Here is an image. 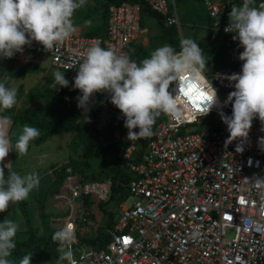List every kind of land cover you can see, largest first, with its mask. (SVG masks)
Returning a JSON list of instances; mask_svg holds the SVG:
<instances>
[{"label": "built area", "instance_id": "2783aa9c", "mask_svg": "<svg viewBox=\"0 0 264 264\" xmlns=\"http://www.w3.org/2000/svg\"><path fill=\"white\" fill-rule=\"evenodd\" d=\"M143 3L161 16L164 25L180 27L174 0ZM202 3L210 27L216 35H223L225 56L234 62L205 71L217 89L219 102L202 117L197 97L187 94L185 102L186 96L177 94L176 115L157 117L155 135L145 144L140 139L128 140L122 123L110 142L118 146L122 165L132 175L125 188L134 201L124 204L112 227L106 229L109 240L102 248L84 246L78 229L91 219L86 198L92 197L97 204L108 202L114 179L91 180L72 166L66 168L59 190L47 204V213L59 216L61 228L69 222L75 225L72 247L79 264H264V190L246 180L254 175L264 177V150L259 145L264 126L258 118L253 120L243 152L235 151L240 140L225 146L229 133L219 112L231 115V104L220 105L234 91V82L223 77L240 73L243 48L233 40L235 33L224 31L229 23L221 18L225 4L216 0ZM260 5L264 0L254 1L253 6ZM140 18L139 3L111 5L104 36H86L76 28L70 39L51 52L33 42L15 54L16 60L26 64L34 56H48L54 69L75 77L77 69H70L71 64L82 59L94 43L127 54L128 46L146 31ZM170 89L175 95L178 84L173 82ZM115 111L124 122L119 109Z\"/></svg>", "mask_w": 264, "mask_h": 264}, {"label": "clouds", "instance_id": "9594fccd", "mask_svg": "<svg viewBox=\"0 0 264 264\" xmlns=\"http://www.w3.org/2000/svg\"><path fill=\"white\" fill-rule=\"evenodd\" d=\"M87 5V0H0V59H11L22 53L25 46L37 42L46 51H52L70 39L76 31L73 17L78 9ZM254 0H243L241 6L233 5L229 12L226 33H235L233 40L239 41L243 51L240 73L223 77L234 82V91L220 105L232 106L231 115L219 112L222 122L227 126L229 136L225 146L235 140V151H244L253 120L259 119L264 126V5L253 6ZM202 47L192 38L180 41V51L164 45L155 49L148 58L139 63L128 54H118L111 48L92 44L82 59L74 60L70 69L76 68L73 89L81 95L76 99L77 107L85 113L96 93H107L110 103L119 109L124 117V127L128 130L127 139L151 138L155 135L153 127L161 114L176 115L177 94L197 97L198 114L208 115L219 102L217 89L205 76L208 61ZM51 88L58 91L68 87L69 81L64 72L53 73ZM11 76L0 77V213L7 212L12 205L27 201L30 193L38 189L40 176L32 171L21 175L8 168L5 173L6 157L14 147L17 157L28 154L29 145L41 132L37 127L22 126L14 145L9 138L8 129L12 124L11 115H3L18 103V89L8 87ZM178 84L173 94L170 85ZM59 86V87H57ZM86 122L90 118L85 115ZM138 129V131H135ZM264 131V127L261 129ZM264 150V137L259 139ZM46 155L42 156L43 164ZM254 187L264 190V177L254 175L246 179ZM19 225L12 219L0 222V264H17L10 259L16 249L15 237ZM57 244V264H79L75 258L73 243L76 241L75 225L65 224L51 237ZM33 254L28 252L19 259L18 264H31Z\"/></svg>", "mask_w": 264, "mask_h": 264}, {"label": "rangeland", "instance_id": "374dc122", "mask_svg": "<svg viewBox=\"0 0 264 264\" xmlns=\"http://www.w3.org/2000/svg\"><path fill=\"white\" fill-rule=\"evenodd\" d=\"M101 1L103 0H87V5L76 11L73 17V22L77 30L87 31L100 23L97 11L102 10L99 6V4L102 3ZM216 1L222 2L227 6L225 13L228 19L231 7L233 5L241 6L243 3V0ZM174 3L179 17L180 27L175 26L171 29V32L173 33V39L178 42L179 46L180 41L185 38H192L195 41L199 40L203 43H207L211 42L216 37V31L210 27L207 10L202 3V0H174ZM86 12L88 15L83 18L82 13L84 14ZM140 26L146 31L135 43L140 45L149 54L161 46L169 45L164 30L162 29V25L156 21V18L142 16ZM203 51L206 54L205 58L208 61L205 69L206 72H212V66L214 65L220 67L226 65L232 66V60H229V62L221 60L217 61L211 50L207 49ZM38 57L42 60L41 64L39 63ZM38 57L34 56V60L26 64L17 62L16 56L11 59H0V77H3L8 69L15 72L19 68L27 65L37 69L34 72L28 73L25 77H13L8 85V87H16L17 89L19 85H22V90L19 93L20 97L15 106L18 111L22 109L40 108L47 104H51V97L48 96L46 89H48L54 82L53 73L57 70L50 65V59L48 56ZM224 58L229 59L227 56H224ZM102 94L104 99L108 100L109 95L107 93ZM94 100L95 95L91 98L88 105L89 111L87 113L81 109L78 122L84 121L87 124L89 133L105 144L114 139L115 135H117V130L121 128V125L124 122L122 121V118H118L117 114L112 112L113 110H116L115 112H117L118 109L112 105L109 100L103 103L102 110L98 116L95 118L92 117L90 111ZM85 115L90 118V122H86ZM25 124L17 122L16 124H11L9 126L8 135L13 145L21 132L22 126ZM90 125H92L91 128L88 127ZM82 153L83 144L76 139L75 132L52 134L41 144H35L32 141L29 145L28 154L23 157L18 158L14 147L11 149L4 164L11 163L5 165V169L11 168L12 170H17L21 175L36 171L40 176L39 188L33 190L32 193H30L29 199L24 201L26 213L22 212L19 204L12 205L7 212L0 213V222L7 217L14 220L19 225L15 239H26L29 235L27 231L28 226L31 227V230L36 234L39 240L46 239L49 233L53 234L56 230L61 228L62 222L59 216L53 214L50 215L49 213V215L46 214L47 207L44 211V208L41 209L39 205L41 202L44 203V205L46 203L48 204L51 198V195L48 196L47 193L53 178V175L51 174L52 169L57 168L68 161H71L82 169ZM45 155L46 159L44 160V163L41 164L40 159ZM98 168L99 161L98 159H94L92 170L97 171ZM83 173L85 172L83 171ZM114 200V202L110 201L102 205L97 204L96 200L92 197L86 198L85 205L91 209L92 215L90 222L78 229V235L82 236L80 241L84 246H90L87 239L97 234L98 226H102L105 229L109 227V213H111L112 220L114 221V218L118 215L123 205L130 204L134 201V198L128 196L127 193H120L114 198ZM228 234L231 236L232 232H229ZM31 264H56V261L39 260L37 262L31 261Z\"/></svg>", "mask_w": 264, "mask_h": 264}, {"label": "trees", "instance_id": "16d2710c", "mask_svg": "<svg viewBox=\"0 0 264 264\" xmlns=\"http://www.w3.org/2000/svg\"><path fill=\"white\" fill-rule=\"evenodd\" d=\"M134 2L139 3L141 5V18L142 16L153 17L156 18V21L162 25V29L164 30V34L167 37L168 43L172 46L177 52L180 51V46L178 42L173 39V33L171 29L175 26H166L163 24L161 16L157 15L153 11H151L144 3L143 0H103L99 4L101 7V11H97L99 15L100 23L98 25L93 26L91 29L87 31H81L83 35L86 36H104L106 31V25L108 20V9L111 5L121 4L122 2ZM225 7H227L225 5ZM94 9V7H93ZM88 14L82 13V17H86ZM140 18V23H141ZM223 21L229 22V19L225 13V10L221 16ZM142 27V26H141ZM143 28V27H142ZM196 42L202 47L203 50H211L215 60L217 61H225L229 62L231 59L224 58V48H223V35L217 34L216 37L207 43H203L202 41L196 40ZM127 54L130 56L132 60H135L139 63L144 58H148L150 54L145 51L140 45L136 43H131L127 48ZM234 63V62H232ZM216 66V65H214ZM37 69H34L30 66H23L13 72L11 69L6 71L5 75L13 77H25L28 73L34 72ZM64 72L65 78L69 81L68 87L60 88L58 91L49 87L46 89L48 96L51 97V104H47L44 107L34 108V109H22L20 111L16 110L14 107L11 110H6L3 115H11L12 116V125L16 124L17 122L21 124H29L30 126L37 127L41 135L35 139L33 142L35 144H41L45 142L49 136L52 134H57L61 132H75L76 139L83 144V162L81 163L82 169L79 168L78 165H75L71 161L67 163H63L61 166L52 169V178L50 187L48 189L47 195L50 196L53 193L57 192L61 186L63 179L66 176V168L68 166H72L73 169L80 171L83 175L91 180H103L107 177H112L114 179L113 184V193L110 198V201H115L114 198L117 197L118 194L127 193L125 188L126 182H128L132 175L128 172L125 166L122 165V156L119 153L118 146L113 142L102 143L98 140L95 136L89 133L87 124L82 121L78 122L80 117L81 109L77 107V97L81 95L78 89H73L72 85L74 83V77H72L68 72L59 70ZM10 83V82H9ZM9 85V84H8ZM7 85V86H8ZM59 87V86H57ZM22 90V85L18 87V96L17 99L19 100V93ZM94 103L91 107V115L92 117L98 116V114L102 110V105L106 101H110V97L104 99L102 93H96ZM89 128L92 125L88 126ZM154 128V127H153ZM138 130V129H136ZM148 138L140 139L143 144L146 143ZM98 159L99 161V168L97 171H93V160ZM7 170L5 169V173L7 175ZM17 171V170H14ZM105 202V203H108ZM22 209L23 213H26L25 202L18 203ZM104 204V203H98ZM41 209L44 208V211L47 207V203H40L39 205ZM46 214H48L46 212ZM49 215V214H48ZM110 217V225L112 227L113 220L111 213H109ZM115 219V218H114ZM108 227V228H109ZM107 229V228H106ZM106 229L102 226L97 227V234L93 237H89L87 241L90 243V246L93 248H102L109 240V235ZM27 231L29 235L26 239H15L16 249L13 251L12 256L10 259L18 261L23 255L31 252L33 254L32 262H37L39 260H58V253L56 251L57 244L54 243L51 239L52 233H49L46 239L39 240L36 234L31 230V227L28 226ZM79 236V235H78ZM79 239H82V236H79ZM54 258V259H53Z\"/></svg>", "mask_w": 264, "mask_h": 264}, {"label": "crops", "instance_id": "0c3cea01", "mask_svg": "<svg viewBox=\"0 0 264 264\" xmlns=\"http://www.w3.org/2000/svg\"><path fill=\"white\" fill-rule=\"evenodd\" d=\"M185 1V0H184Z\"/></svg>", "mask_w": 264, "mask_h": 264}]
</instances>
